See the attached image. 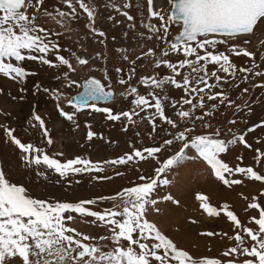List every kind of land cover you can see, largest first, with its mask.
I'll return each mask as SVG.
<instances>
[{"label":"snow or ice","instance_id":"1","mask_svg":"<svg viewBox=\"0 0 264 264\" xmlns=\"http://www.w3.org/2000/svg\"><path fill=\"white\" fill-rule=\"evenodd\" d=\"M171 6V14L168 15L161 9L155 10L153 0H147V19L149 22L140 21V26L159 41H164L167 45L160 55H156L152 49H149L142 56L136 59L154 57L152 67L159 69L162 65L171 70L174 75L164 76L162 78L143 77L140 83L151 87L149 95L155 101L154 105L149 104V100L144 95H138L137 89L131 87L127 93L121 95H135L131 101V111H123L119 114H113L112 110L107 107H96L95 101H109L113 98L111 91H106L99 80L89 79L83 84V91L76 97L68 101L77 112L82 107L91 103L93 111L105 113L108 121H119L121 117L127 118L128 124H135L133 116H139L149 107H154L155 112L148 113L147 116L141 117L147 120L152 126L153 132L157 130V119L172 129H177L179 124H184L182 131H177L172 139L164 140L165 146L173 145L179 142L181 146L172 155L160 161L157 154L162 149L159 146L146 147L141 150H133L130 154H125L119 158L103 161L102 163H92L89 159L77 157L69 159L65 163L50 158L44 154L43 148H38L32 143H22L20 139L13 135V130L7 126H2L4 135L10 139V142L19 149L23 166L37 168L38 176H46V173L39 171L43 166L48 170L58 174L60 178L75 176L84 173H105L109 167L117 165H127L136 158L139 161L153 159L156 161L153 177L139 176L142 183L135 186L127 187L121 190L117 196L122 200L121 204H114L110 209H104L103 212L90 210L87 205H94L98 200L116 199L113 197H97L95 199L80 200L78 202H56L49 203L44 200L29 198L25 194V188L15 183H10L5 177V173L0 171V264H12V258L18 257L21 264H170V261L176 264H223L220 259L203 258L195 260L187 251L178 250L177 246L165 234L150 222L146 216L152 210L159 211L156 205L159 194L164 191L173 181L176 175L175 169L178 166L186 165V162L196 163L203 162L210 169L215 180L222 182L225 186L240 185V179H229L234 174H241L253 181H264V175L258 174L252 167H241L239 165L230 167L224 162L221 154L226 153L231 146L236 144L251 147L245 140L244 135L233 134L232 139L227 142L218 138L221 135V129L217 128L209 134L189 135L193 132L197 121H203L206 116H211V111H205L203 115H196L198 109L205 108V97L207 101H215L219 98L220 104L227 102L228 107L235 103L229 99L226 91L221 90L213 93V89H223V84H229L227 77L235 79L237 68L230 61L229 55L224 51H219V46L230 45L227 51L236 57L252 58L254 54L239 47V42L247 44L249 41L244 39L246 34H252L258 28L264 27V0H168ZM83 9L86 18L78 11ZM120 12V8L113 2L108 5ZM124 8H129L130 4L125 3ZM137 9L140 4H136ZM44 9V14L59 17L57 23L63 26L64 19L69 22H80L84 20V26L95 36L105 37V32L94 27L96 11L95 7H90L84 0H0V74L4 77H10L18 83H23L25 78L35 75V72L26 71L22 63L27 61H39L42 65L50 68L67 66L69 70L74 71L69 60L62 55H55L57 63H53L48 55L55 52L58 48V42L52 39V35L59 36L60 33H50L36 24L37 14ZM68 10H64V9ZM48 9H52L49 11ZM31 11V14L30 13ZM121 15L126 17L128 22H133L134 17L127 11ZM143 16V12H141ZM153 18H158L159 25L151 22ZM109 20L114 23L121 21L114 20L109 15ZM178 24L181 30L174 37L173 42H168L169 26ZM129 29L135 27L134 23L127 25ZM162 33V34H161ZM128 33H125L127 36ZM144 38V33H137ZM152 35L147 39L151 40ZM115 39V37H113ZM104 43L103 40L97 41ZM120 51V49H117ZM182 51L183 59L178 63L170 62L166 57L170 53L179 54ZM39 53L42 55H35ZM203 53V54H201ZM99 56V53H97ZM127 59V56L124 57ZM261 61H264V54H261ZM79 65H86L87 59L77 57ZM14 61V62H13ZM203 62V63H201ZM134 66L136 61L131 62ZM216 66L215 70L209 71L208 66ZM259 65L253 62L251 68L240 67L241 73H253V69ZM188 69L182 75V82L177 79L181 76L180 70ZM134 67L129 72L130 80L134 73ZM120 68L116 69L119 73ZM218 73H224L221 76ZM254 76H264V72L255 71ZM64 79H67L68 72L63 73ZM61 77L56 76L59 80ZM107 79V75L105 76ZM215 79V83H209V80ZM245 80L248 76L245 75ZM76 83L70 81L68 86ZM119 84L125 85L128 80L121 78ZM202 85V86H201ZM169 86L175 89H183L186 96L192 98H181L179 101V110L176 112L177 119L168 117L165 114L164 102L168 101ZM238 87L239 85H231ZM253 87H264V85H253ZM37 85L35 91H39ZM244 88V92H248ZM23 91V89H21ZM49 92L48 88L43 89ZM193 94H195L193 96ZM198 97L197 102H193ZM55 100L60 99V94H55ZM23 99V97H21ZM177 101L173 100L171 106L176 107ZM190 107L185 110L184 106ZM236 112L248 108L249 113L252 111L247 101L243 104L236 105ZM211 108L215 110L217 105L213 103ZM59 115L67 121L75 123V112L69 113L59 108ZM139 110V111H137ZM32 119L38 122V128L43 130L42 136L48 137V131L45 129L44 121L39 115L33 113ZM191 123L192 127L186 125ZM229 124L235 125L236 120L228 121ZM128 124L123 126V130H128ZM33 127L37 125L33 124ZM264 126V121L247 129L251 133ZM90 127V126H89ZM204 128H211V124H203ZM231 131V129H229ZM139 135V133H137ZM96 133L88 131L87 140L91 141ZM259 142V141H258ZM47 144L51 145L52 140L47 139ZM187 150V152H186ZM256 161L259 163L264 157V152L256 150ZM146 153V155H145ZM237 159H242L237 157ZM227 174V176H226ZM116 175H121L117 172ZM92 180H111V175H95ZM79 183V181H76ZM264 194V193H262ZM196 200L200 201V208L204 209L209 216H218L219 213L206 202V197L201 194L196 195ZM163 201H171L178 204L171 194L164 195ZM227 209V205L223 206ZM249 209H258V203H250ZM65 213L68 215L65 217ZM72 213L79 214L81 218H94L91 223L106 227L109 235L99 237V242L93 243L92 237L81 235L74 229L66 226L65 221L74 219ZM224 215L232 225L240 229L241 224L232 211H225ZM195 223V221H192ZM254 223L258 225V231L251 228L243 227L242 232L254 243L246 246L244 235L237 233L234 237L235 246L230 247L223 252L224 257H245L242 262L239 260H227V264H264V209L259 212V218ZM201 236L211 237L213 232H202ZM218 235V234H217ZM103 241H109L112 244V251H103ZM125 242L127 247H124ZM162 250V254H158ZM250 257V258H249Z\"/></svg>","mask_w":264,"mask_h":264},{"label":"rangeland","instance_id":"2","mask_svg":"<svg viewBox=\"0 0 264 264\" xmlns=\"http://www.w3.org/2000/svg\"><path fill=\"white\" fill-rule=\"evenodd\" d=\"M117 1L121 0H84L90 7H95L94 27L104 31L105 37H99L98 35L94 37L89 29L84 26V20L69 22L65 18L62 26L57 23V20L60 19L58 16L53 18L45 15L43 8L37 14L36 24L38 27H42L50 33H60L59 36H51L52 39L57 40L59 48L50 53L47 58L58 64L55 55H62L69 60L74 71L69 70L67 66L50 68L42 65L39 61H27L22 63L21 66L25 67L26 71L35 72L36 74L26 77L22 84L0 74V171L5 173V177L10 183L23 186L25 194L29 198L44 200L49 203H75L97 197L116 196V199L98 200L96 204L86 206L90 210L103 212L104 209L112 208L114 204H121L122 200L117 194L124 188L142 183L143 181L139 180V176L153 177L154 168L158 165L151 158L144 161H139V158H136L135 161L129 162L127 165L109 167L105 173H84L75 176L70 175L63 179L58 174L42 166L39 171L45 172L46 176H38V170L35 166L31 168L23 166L19 149L4 135L2 126L12 129L13 135L20 139L22 143H32L38 148H43L44 154L58 160L60 163H65L67 160L77 157L89 159L92 163H102L106 160L130 154L134 149L143 151L146 147L154 146L161 147L162 151L157 154V158L163 161L181 146L179 142L165 146L164 140L172 139L177 131H182L185 127L184 124L181 123L177 129H172L171 126L161 123L157 119L155 121L157 130L153 132L151 124L147 120L141 119V117L147 116L148 113L155 112L154 107H149L144 112H140L139 116H133L136 123L128 124L125 117H121L119 121H108L105 118V113L93 111L91 105L81 108L77 112L68 103L73 95L80 90L81 80L93 75L100 78L104 84L110 83L116 91L121 93H127L131 87H135L138 95H144L149 100V104L154 105L155 101L149 95L152 89L150 86L140 83L141 78L150 77L151 74L157 78L174 75L171 70L163 65L159 69L152 67L154 57L136 59L149 49H152L156 55H160L167 45L164 41L157 40L155 35L149 33L146 28L140 26L141 20L145 22L147 9H145L143 16H138L133 22L126 21L122 29L118 31V24L108 19V16L111 15L114 20H118L115 16L120 15L122 9L121 6L116 4ZM51 2L52 0H49V3ZM113 2L120 8V12L108 6ZM124 2L128 3L127 0H124ZM166 5L170 6L168 0ZM77 8L86 18L83 9H79L78 5ZM48 10L51 11L52 9ZM64 10L68 9L65 8ZM31 11L29 14H31ZM170 14L171 8L170 12L168 11V15ZM129 23H134L135 27L129 29L127 27ZM114 24L117 26L116 28ZM179 28L181 29L178 24L169 26L168 42H171L172 37L180 31ZM261 28L262 31H259L258 28L254 33L248 35L250 37L248 46H241L244 43L239 42L240 48L254 54L252 58L236 57L227 51L231 43H236V41L230 42V45L227 46H219V51H224L225 54L229 55L230 61L237 68V73L235 79L230 76L227 77L229 84H223L222 82L223 89L216 88L212 91L213 93L221 90L226 91L229 99L235 103L232 107H228L227 102L221 105L219 98L215 101H207L205 97V108L198 109L196 115H203L205 111H211L212 115L206 116L203 121H197L189 138L192 135H211L217 128L221 129V135L218 138L226 142L232 139L233 134L244 135L246 143L251 147H245L238 143L231 146L226 153L221 154V158L230 167L234 168L237 165L252 167L258 174L264 175V157L261 158L259 163L255 159L257 149L264 152V126L256 128L251 133L247 132L248 128L264 121V87H253V85H264V76L256 77L253 74L255 71L264 72V61L260 59L261 54H264V27ZM126 32L128 33L127 36H125ZM140 32L144 33L143 39L137 35ZM149 35L153 36L151 40L147 39ZM99 40H103L104 43H98ZM117 49H120V51H117ZM80 53L89 55L86 65L78 64L77 57ZM97 53H99V56H97ZM34 54L42 55L39 53ZM125 56H127V59H124ZM166 59L178 63L180 59H183V53L182 51L179 54L170 53ZM132 61H136L135 66L131 63ZM254 61L259 66L253 69V73L239 72L240 67L251 68ZM133 67L135 70L129 80V72ZM117 68L121 69L119 73L116 72ZM208 68L209 71H213L216 66L209 65ZM186 71L188 69L180 70L181 76L177 79L181 82L182 75ZM64 72H68L67 79L63 77ZM218 74L221 76L226 75L224 73ZM106 75L107 79L105 78ZM245 75L248 76L247 80L244 79ZM56 76L61 78L57 80ZM121 78L128 80V83L125 85L119 84L118 81ZM70 81L76 83L69 87ZM209 83H215V79L209 80ZM37 85L40 88L39 91H35ZM231 85L239 86L234 87ZM44 88H48L49 92H44ZM244 88H248V92H244ZM55 94H60L58 101L53 98ZM135 95H122L112 104H99L96 107L110 108L113 114L131 111V101L135 98ZM168 96L170 99L164 102L165 114L178 120L176 112L179 110L180 99L182 97H192L186 96L182 88L177 90L171 86H169ZM173 100L178 102L175 108L171 106ZM197 101L198 97L193 102ZM244 101L248 102L252 111L249 113L248 108H244L243 111L236 112L235 106L243 104ZM213 103L217 105L215 110L211 108ZM57 104L65 112H75V123L67 121L59 115ZM188 107L190 106L185 105V110ZM33 113L39 115L44 121L45 129L49 134L47 138L42 136L43 130L38 128V122L32 119ZM230 120H236L237 123L235 125L229 124L228 121ZM205 123L211 124V128H204L203 124ZM33 124L37 127H33ZM126 124H128V130L124 131L123 126ZM186 126L192 127V124L189 123ZM88 131L96 133L91 141L87 140ZM47 139L52 140L51 145L47 144ZM237 157L242 159L238 160ZM174 171L176 175L172 183L157 197L160 200L156 205L159 211L152 210L146 218L154 223L162 234L171 239L178 250L187 251L195 260L203 258L220 259L223 264H227L229 259L242 262L245 258L243 256L238 258L235 256L224 257L222 254L228 248L235 246L234 239H229V237H234L237 233L245 236L246 246H251L254 243L242 232V228L247 227L258 231V225L254 221L259 218L260 210L264 209V194H262L264 193V181H253L241 174H234L227 178L240 179L242 183L230 187L225 186L222 182L214 179L205 163L199 161L196 163L186 162V165L178 166ZM117 172L121 175H116ZM95 175H111L112 179L92 180L91 177ZM201 177H205L206 180L201 182ZM76 181H79V183ZM167 194H171L179 203L174 204L171 201H163L162 197ZM197 194L204 195L206 202L210 207L215 208L219 215L209 216L204 209L200 208L201 202L195 198ZM253 202L258 203L260 208L249 209L248 205ZM224 205L228 206L227 209L223 207ZM226 210L232 211L237 216L241 224L240 229L235 228L232 222L227 220L224 215ZM151 214L157 216V220H152ZM64 215L66 217L68 213ZM72 215L74 219L71 221L66 220V226L81 235L94 238L93 243L99 242L100 236L110 234L106 227L99 226V223H91L94 218H81L76 213H72ZM192 221H195V223H192ZM209 231L213 232L214 235L211 237L200 235L202 232ZM101 243L104 245L103 251L113 250L111 242L103 241ZM124 247H127L126 242ZM158 254H162V250ZM12 264H21V261L18 257L12 258ZM103 264H107V262H103ZM170 264H176V262L170 261Z\"/></svg>","mask_w":264,"mask_h":264},{"label":"crops","instance_id":"3","mask_svg":"<svg viewBox=\"0 0 264 264\" xmlns=\"http://www.w3.org/2000/svg\"><path fill=\"white\" fill-rule=\"evenodd\" d=\"M127 1H128V4H130V7L129 8H124L123 7V5L125 4L124 0L123 1L121 0V1H117L116 2V4H118L119 6H121V9H122V11L120 12V15H121L122 12L127 11L128 13H130L131 15H133L134 20H136L138 18V16L141 15V12L144 13L145 9L148 8V5H147V3H146L145 0H139V1L138 0H127ZM138 2L140 3V8L139 9H137V7H136V4ZM166 4H167V0H163V3H162V6H161L160 10L163 9L166 12V14H168V11L170 12V8L171 7L170 6H167ZM98 5L100 6V4H98ZM146 14H147V10H146ZM120 15H116L115 16L116 18H118V21H121V23L118 24V31H120L122 29V27L124 26V24L127 21L126 20V17H124L123 15H121V16ZM144 20H145V22H149L146 16H145V19ZM151 22L156 23L157 25H159L158 18L152 19ZM114 27L116 28L117 26L114 24ZM179 30H180V28H179ZM259 31H260V29H259Z\"/></svg>","mask_w":264,"mask_h":264},{"label":"water","instance_id":"4","mask_svg":"<svg viewBox=\"0 0 264 264\" xmlns=\"http://www.w3.org/2000/svg\"><path fill=\"white\" fill-rule=\"evenodd\" d=\"M181 30V29H180ZM179 33V32H178ZM178 33H176L173 37H172V40H171V42H173L174 41V37L176 36V35H178ZM246 35H249V34H246ZM153 64V63H152ZM152 64H151V66H152ZM150 67V66H149ZM149 70V69H148ZM152 76H154L153 74H151L150 75V77H152ZM96 79V80H99L100 81V83L104 86V88H105V90L106 91H111L112 93H113V98L111 99V100H109V101H95V104H110V103H113L114 101H116L119 97H121L122 95H121V92H117V91H115L114 90V88L112 87V85L110 84V83H108V84H104L100 79H98V78H96V77H94V76H89L88 78H86V79H84L82 82H81V89H80V91L77 93V94H75L73 97H76V96H78L82 91H83V84L87 81V80H89V79ZM91 104V103H90ZM86 107V106H85ZM83 108V107H82Z\"/></svg>","mask_w":264,"mask_h":264},{"label":"bare ground","instance_id":"5","mask_svg":"<svg viewBox=\"0 0 264 264\" xmlns=\"http://www.w3.org/2000/svg\"><path fill=\"white\" fill-rule=\"evenodd\" d=\"M146 1V3H147V0H145ZM153 3H154V7H155V10H157V11H159L160 10V8H161V6H162V3H163V0H153ZM148 5V4H147ZM260 29V31H262L263 29L262 28H259ZM250 35V34H249ZM244 39H247L248 41H249V43H247V44H243V45H241V46H248L249 44H250V37L248 36V35H245V37H244ZM241 43H243V41H240ZM78 57H80V58H84V59H89V55L88 54H85V53H80L79 54V56ZM79 64V63H78ZM118 92V91H117ZM115 102V101H114ZM113 102V103H114ZM112 104V103H111ZM112 168V167H111ZM206 179H205V177H201L200 178V181L201 182H203V181H205ZM118 182V181H117ZM104 190V189H103ZM150 216V215H149ZM151 219L152 220H157V216H155V215H153V214H151ZM157 224V223H156ZM160 223H158V225H159ZM160 226H161V224H160Z\"/></svg>","mask_w":264,"mask_h":264},{"label":"built area","instance_id":"6","mask_svg":"<svg viewBox=\"0 0 264 264\" xmlns=\"http://www.w3.org/2000/svg\"><path fill=\"white\" fill-rule=\"evenodd\" d=\"M115 90V89H114ZM116 91V90H115Z\"/></svg>","mask_w":264,"mask_h":264}]
</instances>
